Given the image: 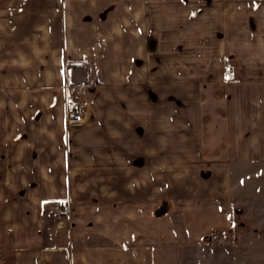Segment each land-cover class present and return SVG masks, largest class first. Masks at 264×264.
Wrapping results in <instances>:
<instances>
[{"label":"crops","instance_id":"obj_1","mask_svg":"<svg viewBox=\"0 0 264 264\" xmlns=\"http://www.w3.org/2000/svg\"><path fill=\"white\" fill-rule=\"evenodd\" d=\"M18 2L6 6L30 5ZM34 5L43 7L33 23L38 47L60 40L54 51L67 61L29 79L36 92L0 90V264H35L36 255L39 264H184L186 246L225 222V168L236 152L264 151V0ZM81 58L101 85H86L88 119L69 125L62 84L90 82L67 66ZM160 166L214 169L183 189L179 215L156 217L144 213L142 184L144 168L149 177ZM78 192L85 207H74ZM57 202L71 206L69 225L53 211Z\"/></svg>","mask_w":264,"mask_h":264},{"label":"rangeland","instance_id":"obj_2","mask_svg":"<svg viewBox=\"0 0 264 264\" xmlns=\"http://www.w3.org/2000/svg\"><path fill=\"white\" fill-rule=\"evenodd\" d=\"M28 1L30 5L25 3V5H15L9 9L6 6L7 2L17 4L19 3L18 0H0V16L8 12L16 16L15 20L9 24L0 20V30L5 31L0 32V81H3L0 90L4 93L10 91V93L17 95L23 93L22 91L25 89L27 92H36L39 88L30 87L28 80L38 79L42 69H46L48 73H55L60 64L67 61L63 55L54 51V46L60 45V40L48 37L46 48L40 49L38 47V38H34L33 23L36 19L35 16L40 15L41 12L39 11L43 7L35 6L34 0ZM196 14V12L193 13L190 23L192 62L198 61ZM22 15L25 18L20 23V18L17 16L23 17ZM0 19L4 20V18ZM49 24L48 27L51 28ZM7 26H9L8 33L6 32ZM23 33L27 36H20ZM86 61L85 58H81L74 64L67 65L69 68L75 69L81 79H87V77H82V75H87L90 82L73 83L68 78L65 79L62 87L66 93V103L69 99L66 86H70L71 92L87 105V100L83 96L86 85L89 87L101 85L96 78L98 72L95 71V74L94 71L90 70L93 68L92 63L88 62L89 65H86ZM6 80H14L15 83L7 87ZM22 80H25L26 83ZM52 89L55 90L56 87ZM197 153L187 152L191 158ZM236 154L239 159L234 160L231 167L225 168L230 192V208L226 214L225 222L223 225L208 230L197 242H191L186 246L184 264H264V151H240ZM164 161L166 160L160 162ZM199 169L201 173L198 172ZM206 169L214 168L160 166L154 168L149 174L151 176L147 177L146 168H144V182L142 184L144 213L152 210L154 216L160 217L173 208L174 213L178 209L179 215V210H181L179 205L182 204L181 198L184 194L187 195L183 189L184 191L186 188L191 189L198 182L199 174L205 173ZM81 193L78 192L79 200L76 198L77 196L74 197V207L86 206V195ZM69 194L73 200L74 192L71 190ZM126 197L129 217L132 210L131 206L134 203V190L128 191ZM55 204L64 210L65 213L61 214L66 225H69L71 206L61 202ZM53 211L56 213L54 209ZM81 218L85 219L86 215H81Z\"/></svg>","mask_w":264,"mask_h":264},{"label":"built area","instance_id":"obj_3","mask_svg":"<svg viewBox=\"0 0 264 264\" xmlns=\"http://www.w3.org/2000/svg\"><path fill=\"white\" fill-rule=\"evenodd\" d=\"M65 88L69 96L65 109V122L69 125H80L85 123L88 119L87 105L71 92L72 88L70 86H66ZM53 209L58 213L64 212L58 204H55ZM39 260V256L36 255L34 257V263L39 264Z\"/></svg>","mask_w":264,"mask_h":264}]
</instances>
